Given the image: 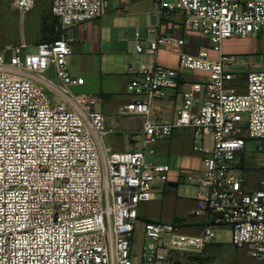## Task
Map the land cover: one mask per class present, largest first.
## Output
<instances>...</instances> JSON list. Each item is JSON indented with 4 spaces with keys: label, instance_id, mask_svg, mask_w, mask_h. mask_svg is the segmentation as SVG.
I'll list each match as a JSON object with an SVG mask.
<instances>
[{
    "label": "built area",
    "instance_id": "built-area-1",
    "mask_svg": "<svg viewBox=\"0 0 264 264\" xmlns=\"http://www.w3.org/2000/svg\"><path fill=\"white\" fill-rule=\"evenodd\" d=\"M157 2L166 17L182 14L184 31L208 39L210 47L181 53L178 69L128 67L127 90L134 99L123 113L143 120L139 150L103 146L108 131L97 109L101 98L76 93L85 80L69 71L68 29L102 18L106 0H51L60 37L40 41L33 52L26 44L0 52V264H165L177 254H202L215 243L218 224L230 227V245L264 264V176L250 191L236 168L246 140H264V71L245 72L240 91L235 69L247 60L223 52L226 40L264 36V0ZM14 5L29 12L35 0ZM184 46L171 34L136 40L139 54ZM180 69L207 78L186 83L170 120H154L153 103L179 87ZM184 128L193 130L201 167L180 171L179 180L195 188L194 215L213 223L185 234L174 224L144 222L145 244L135 258L139 208L164 193L172 170L148 156L160 140Z\"/></svg>",
    "mask_w": 264,
    "mask_h": 264
},
{
    "label": "crops",
    "instance_id": "crops-1",
    "mask_svg": "<svg viewBox=\"0 0 264 264\" xmlns=\"http://www.w3.org/2000/svg\"><path fill=\"white\" fill-rule=\"evenodd\" d=\"M106 1L108 11L102 18L76 24L68 29V35L72 39L69 70L72 75L85 80L84 86L77 88L80 93L101 98L97 109L104 114L108 131L103 146L110 152L139 150L143 120L123 113L124 107L134 99L127 90L132 77L127 71L128 67L132 66L134 70H138L141 64H160L178 69L181 53L197 55L200 50L209 48L210 43L206 38L184 31L182 14L164 16L157 0ZM13 6L15 7L14 4ZM150 29H154L155 33L149 34ZM164 34L183 38L185 46L162 47L155 55L136 52L137 38L143 41L147 38L153 40L157 35ZM223 52L243 56L247 60L245 66H236L235 69L240 91L244 90L245 72L264 71V36L226 40L223 43ZM210 55L213 59L217 57L213 51ZM206 78L204 73L180 69L179 87L176 90H168L165 99L153 103L152 118L159 121L170 120L181 105L180 94L188 88L186 83ZM192 137V129H176L170 138L162 139L154 146L155 153L148 156V159L157 164L171 166L170 182L162 195L139 208L138 222L174 224L182 230H191L192 234H197L207 223H213L212 217L194 215L197 207L195 188L179 180L180 171L201 167L199 156L192 150ZM236 168L242 174L245 189H258L264 176V140L247 139L236 160ZM166 201L174 203V207L172 213L165 215ZM157 204L160 211L154 212L153 206ZM216 229L215 243L207 246L203 253L198 255L200 264H209L211 249H220L222 252L226 246L220 241L219 232H225L227 245L230 246V227L218 224ZM252 264L262 263L254 260Z\"/></svg>",
    "mask_w": 264,
    "mask_h": 264
},
{
    "label": "rangeland",
    "instance_id": "rangeland-1",
    "mask_svg": "<svg viewBox=\"0 0 264 264\" xmlns=\"http://www.w3.org/2000/svg\"><path fill=\"white\" fill-rule=\"evenodd\" d=\"M14 0H0V52L8 50L13 46L26 44L30 52L35 50V45L44 38V26L59 27V22L51 13V0H36L35 6L29 12H21L13 6ZM40 22V23H39ZM69 69L71 67L69 66ZM70 71V70H69ZM76 93L78 89H74ZM174 203L165 202L164 212L170 214ZM154 212L160 211V206H153ZM185 234H192L191 230H182ZM220 241L226 246L220 249H211L209 264H237L239 262L252 264L254 260L249 256L246 249H234L227 245V236L224 231L219 232ZM143 239V224L138 222L132 242V255L139 257ZM165 264H200L198 255L195 253L177 254L171 258L170 263Z\"/></svg>",
    "mask_w": 264,
    "mask_h": 264
},
{
    "label": "trees",
    "instance_id": "trees-1",
    "mask_svg": "<svg viewBox=\"0 0 264 264\" xmlns=\"http://www.w3.org/2000/svg\"><path fill=\"white\" fill-rule=\"evenodd\" d=\"M55 19H57V18H55ZM58 22H59V20H58ZM60 34H61L60 24H59V27L44 26V38L42 39V41L43 40H49L50 41V40L58 39L60 37Z\"/></svg>",
    "mask_w": 264,
    "mask_h": 264
}]
</instances>
